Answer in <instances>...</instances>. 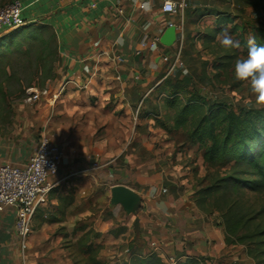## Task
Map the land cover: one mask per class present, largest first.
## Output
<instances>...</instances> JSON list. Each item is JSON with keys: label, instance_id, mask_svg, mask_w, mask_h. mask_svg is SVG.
<instances>
[{"label": "crops", "instance_id": "0c3cea01", "mask_svg": "<svg viewBox=\"0 0 264 264\" xmlns=\"http://www.w3.org/2000/svg\"><path fill=\"white\" fill-rule=\"evenodd\" d=\"M21 1L27 23L53 28L59 60L45 80L48 97L20 104L12 122L0 123V164L28 163L42 135L62 146L64 159L25 247L17 208L0 210V264H85L74 251L91 228L101 233L89 241L101 246L97 258L106 264H131L132 250L168 261L192 256L202 264H255L243 245L226 242L219 212L198 206L194 193L205 169L200 160H181L176 140L158 121L170 74L160 54L175 52L178 39L171 46L151 42L170 23L192 35L203 17L230 12L229 0H185L178 13L163 12L165 0ZM116 184L140 194L135 212L111 203ZM69 193L74 202L62 214L60 197ZM117 227L124 229L112 233Z\"/></svg>", "mask_w": 264, "mask_h": 264}, {"label": "trees", "instance_id": "16d2710c", "mask_svg": "<svg viewBox=\"0 0 264 264\" xmlns=\"http://www.w3.org/2000/svg\"><path fill=\"white\" fill-rule=\"evenodd\" d=\"M261 1L258 0L257 3ZM216 15L214 24L206 26L202 32V43L203 49L214 55L215 75L220 76L228 72L230 64L238 55V49L222 47L216 36L225 30L226 25H229L230 33V23L233 32H237L241 25L234 23L230 12L222 11ZM42 26L47 27L45 24ZM22 27L12 29L0 37L1 52H4L5 48V52L12 50L11 45L6 42L8 39L18 47L23 46L22 38L18 35ZM40 35V32L35 35L29 34L30 41ZM238 35L243 51L247 54V38L244 33ZM252 35L256 38V45L264 47V27L254 29ZM46 39L43 38V42H46ZM56 50L57 47L53 51L56 53ZM43 58L45 57L41 56L36 64L37 68H40L39 84L54 75L52 67H49L52 62L46 63L44 62L46 59ZM0 64L6 65L1 55ZM167 84L166 79L164 84L166 91ZM161 108L163 114L158 120L159 125L168 132L184 131L190 142L193 145L197 144L202 150L204 160L215 168L203 177L202 184L195 191L196 203L210 212H219L227 243L243 245L255 264H264V108L235 107L227 101L212 100L196 89L186 88L179 80L174 83L170 93H167ZM73 202V193L60 197L59 203L64 206V209H61L62 214H65V207ZM123 229L117 227L111 232L119 234ZM100 235V232L91 228L78 240L79 251L88 254L85 264H106L97 258L101 246H95L89 241L91 236ZM130 262L202 264L200 259L192 256L183 261L172 262L165 260L155 251L142 255L134 250L131 251Z\"/></svg>", "mask_w": 264, "mask_h": 264}, {"label": "rangeland", "instance_id": "374dc122", "mask_svg": "<svg viewBox=\"0 0 264 264\" xmlns=\"http://www.w3.org/2000/svg\"><path fill=\"white\" fill-rule=\"evenodd\" d=\"M10 1L11 0H0V8ZM257 1L258 0H229L230 3L224 6V9L226 8V10L230 11V17L233 19L234 23H239L241 25V28H239L237 32H233L230 23V33L229 25L225 26V30H227L233 39L240 40L239 33H244L247 38L249 35H252L254 29L256 30L260 27H264V0H262L261 3H257ZM214 18L215 16L212 14L203 17L199 20V26H196L192 30V35L183 33V35L180 36L178 40V49L169 55V61H167L171 66L174 61L178 59L177 64L170 70V74L167 77V93H170L174 83L179 80L186 88L196 89L212 100L227 101L232 103L235 107H259L255 104V97L251 94L249 83L247 81L237 80L234 74V63L236 59L246 55L243 48L237 50L238 55L230 64V69L227 73H223L220 76L215 75L213 64L214 55L209 53L206 49H203L202 43V32L205 30L206 26L214 24ZM46 26L47 27L42 26L41 23L37 25H34L33 22L26 23L18 31V35L22 38L24 43L23 46L18 47L16 44H12V41L8 39L6 42L11 45L12 50L5 52V48V53L0 50V55L4 63H6V65L0 66V123L7 124L12 122L14 109L19 108L22 103H25V105L30 104V102L27 103L25 101L29 92V87L37 86L47 89L51 87L50 84L45 82L46 79L39 84L40 68L38 69L36 66L41 56L45 57L43 59H46L44 61L46 63H53L59 60L57 52L55 53L53 51L54 48L59 45L56 33H54L51 26ZM38 28L39 30H37ZM38 32H40L41 35L31 42V36H29V34L35 35V33ZM4 34L5 33L2 32L0 37ZM43 38H47V41L43 42ZM52 51L54 53H52ZM203 62L207 63L203 64ZM49 67L51 66L49 65ZM51 69L54 74V69ZM31 82L33 83L31 84ZM43 95L44 97H48L45 94ZM169 123L170 122H168V124ZM169 133L170 136L176 140L175 152H177V150L182 152L183 159L181 160H200V165L205 169V171H203L205 175L208 174L209 171L215 170V168L211 167L204 160L202 150L199 149L197 144L193 145L190 142L184 131L174 130ZM172 156L175 157L176 154ZM200 165H196L198 166L196 171L199 170ZM198 182L202 184L200 179ZM74 254L75 257L80 260L88 258V254H83L78 248H75Z\"/></svg>", "mask_w": 264, "mask_h": 264}, {"label": "built area", "instance_id": "2783aa9c", "mask_svg": "<svg viewBox=\"0 0 264 264\" xmlns=\"http://www.w3.org/2000/svg\"><path fill=\"white\" fill-rule=\"evenodd\" d=\"M95 5V3L92 4V6ZM185 6V0H165L162 10L167 13H178L183 11ZM24 7L21 0H11L0 8V34L27 23L23 15ZM141 7H144V4H141ZM116 8L119 12L123 11L118 5ZM177 31L179 40L183 35V29L178 26ZM159 41L160 38H156L151 45L156 47ZM160 56L164 61H169L168 54L161 53ZM177 61L178 59L170 66V70L177 64ZM28 91L25 101L34 103L46 94L48 89L31 86ZM57 96L54 95L53 99L55 100ZM63 159L62 146L52 137L42 135L28 163L22 166L0 164V210L10 205L17 208L16 228L21 236L23 247L31 232L32 217L40 205L48 202L54 186L51 178L58 172ZM95 166L99 165L95 163ZM169 259L172 262L176 261L173 257Z\"/></svg>", "mask_w": 264, "mask_h": 264}, {"label": "clouds", "instance_id": "9594fccd", "mask_svg": "<svg viewBox=\"0 0 264 264\" xmlns=\"http://www.w3.org/2000/svg\"><path fill=\"white\" fill-rule=\"evenodd\" d=\"M147 7V5H145ZM216 39L220 45L227 49H241L239 40L223 30L217 34ZM122 43V40H117ZM247 54L236 59L234 63V74L237 80L247 81L250 85L251 94L255 97V104L264 108V47L256 45L254 35H249L246 40Z\"/></svg>", "mask_w": 264, "mask_h": 264}, {"label": "water", "instance_id": "95a60500", "mask_svg": "<svg viewBox=\"0 0 264 264\" xmlns=\"http://www.w3.org/2000/svg\"><path fill=\"white\" fill-rule=\"evenodd\" d=\"M177 27L169 24L160 36V42L166 46L173 45L177 40ZM142 197L132 188L116 184L111 188V203L121 204L127 213L135 212L141 206Z\"/></svg>", "mask_w": 264, "mask_h": 264}]
</instances>
